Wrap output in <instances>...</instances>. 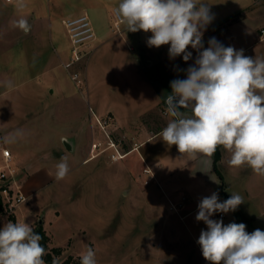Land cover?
Returning <instances> with one entry per match:
<instances>
[{
    "label": "rangeland",
    "instance_id": "1",
    "mask_svg": "<svg viewBox=\"0 0 264 264\" xmlns=\"http://www.w3.org/2000/svg\"><path fill=\"white\" fill-rule=\"evenodd\" d=\"M19 2L0 0V152L6 145L15 147L25 159L31 151L36 158H44L36 163L55 164L66 157L70 172L27 198L10 216L0 192V228L16 220L30 223L34 230L41 226L51 243L61 246L59 264L68 256L80 260L87 247L95 250L97 264H210L197 243L201 230L207 229L196 220L203 197L181 199L180 194L171 193L163 177L148 178L151 171L144 172L148 167L162 169L163 176L178 171L164 161L176 146L166 145L159 132L124 157L111 159V143L124 153L127 145L138 144L142 136L126 128L120 142L122 136L108 128L112 89L106 70L92 68L96 41H89L81 49L85 55L67 65L73 53L64 21L86 14L94 27L88 11L73 8L69 12L81 0H22L23 8L17 7ZM259 2L264 10V0ZM21 17L31 25L27 34L12 27L11 22ZM111 25L114 29L112 21ZM251 52L264 57V39ZM6 81H11V88ZM17 130L23 137L5 144L4 138ZM93 143L98 144L96 148ZM220 171L228 184L227 197L238 193L245 202L225 218L215 213L211 219L223 220L225 225L244 223L249 233L264 230V175L247 167L230 170L227 162ZM220 186L214 192L222 202L228 198Z\"/></svg>",
    "mask_w": 264,
    "mask_h": 264
},
{
    "label": "clouds",
    "instance_id": "2",
    "mask_svg": "<svg viewBox=\"0 0 264 264\" xmlns=\"http://www.w3.org/2000/svg\"><path fill=\"white\" fill-rule=\"evenodd\" d=\"M17 7H24L22 0ZM114 12L127 31L150 32L149 47L170 45L172 59L181 55L185 62L191 59L189 46L198 52L185 70L186 78L170 82L171 94L164 101L168 120L160 139L169 147L175 145L182 157L204 163L222 148L230 170L247 167L264 175V57L245 56L242 49L225 47L215 37L204 48L203 32L214 18L204 0H119ZM11 23L25 34L31 29L24 17ZM5 86L11 88V81ZM22 137L17 130L3 142L15 143ZM69 172L67 158L61 157L55 180L65 179ZM244 202L234 192L222 202L218 192L199 201L196 220L207 229L201 230L197 243L210 264H264V230L249 233L244 223L225 225L211 219L215 213L236 211ZM42 239L30 223L7 221L0 228V264H46ZM79 259L80 264H97L92 247ZM53 264L59 262L54 259Z\"/></svg>",
    "mask_w": 264,
    "mask_h": 264
},
{
    "label": "crops",
    "instance_id": "3",
    "mask_svg": "<svg viewBox=\"0 0 264 264\" xmlns=\"http://www.w3.org/2000/svg\"><path fill=\"white\" fill-rule=\"evenodd\" d=\"M204 2L214 15L203 32L204 48H207L208 41L215 37L225 47L242 49L245 56L255 58L257 54H253L251 49L256 42L264 39V35L260 34L261 26L264 25V10L260 9L259 0H204ZM118 4L119 0H81V4L73 5L69 12L72 13L75 8L79 11L86 10L91 15L94 24L93 41H96L92 68L96 65L95 68L106 70L112 89L107 107L108 118L111 119L108 128L111 133L122 136L120 142L126 128H131L134 133L142 136V141L138 144L134 142L125 147L123 152L126 154L166 126L168 119L163 113V108L165 98L171 94L170 82L186 78L185 70L194 64L198 52L189 46L187 51L192 53L191 59L185 62L182 55L172 59L168 52L170 45L159 48L147 45L150 32L145 33L142 30L129 32L122 23L119 26L120 31H116L112 28L111 21L113 23L112 13ZM4 147L11 149V163L17 169L16 181L20 191L27 198L55 179L57 163L40 160L36 163L37 159L44 158H36L33 152L31 154L30 146L25 159L21 158L19 149L7 145ZM175 150L170 158L164 161L169 167H176L178 171H167L169 174L163 176L162 169L152 171L148 167L151 171L149 177H163L162 182L168 185L171 193L180 194L181 199L186 195L190 198L204 197V193L214 192L215 186L219 184L221 194L228 198L226 195L228 184L223 180L220 171L222 164L227 162L228 155L222 148L217 150L215 163V154L208 159V163H204L200 158L190 160L187 156L182 157L177 148ZM175 175L178 176L176 180ZM180 181L182 184L176 185ZM44 231L49 238V247H61L53 245L49 234Z\"/></svg>",
    "mask_w": 264,
    "mask_h": 264
},
{
    "label": "built area",
    "instance_id": "4",
    "mask_svg": "<svg viewBox=\"0 0 264 264\" xmlns=\"http://www.w3.org/2000/svg\"><path fill=\"white\" fill-rule=\"evenodd\" d=\"M10 1V0H7ZM113 25L116 31H120L121 21L115 15V12L112 13ZM64 25L69 32V37L72 43V57L67 65H70L72 62L80 59L86 52L81 53V49L84 48L89 41L93 40L94 32L90 24L87 15L84 14L80 17L74 19H68L64 21ZM261 34L264 35V28L260 30ZM166 104L164 102L163 113L165 114ZM97 122L101 125L99 119H96ZM98 144L93 143L92 147L96 148ZM110 147H113L114 152L111 155V159H119L124 157L125 153H120L115 147L114 143H111ZM117 153V156L114 153ZM2 157L4 160V165L0 166V181L3 184L0 185V192L4 198L6 205V215L10 216L14 213L15 209L26 201L27 197L20 191L18 183L16 181L17 169L11 163V154L10 150L6 147H3L1 150ZM148 168H144V172H149ZM150 178V177H148ZM144 182H147L145 180ZM173 206V205H172ZM218 217L225 218L226 214L218 213Z\"/></svg>",
    "mask_w": 264,
    "mask_h": 264
},
{
    "label": "trees",
    "instance_id": "5",
    "mask_svg": "<svg viewBox=\"0 0 264 264\" xmlns=\"http://www.w3.org/2000/svg\"><path fill=\"white\" fill-rule=\"evenodd\" d=\"M216 156H218V151L215 153L214 163L216 162ZM216 168V167H215ZM3 211V206L0 200V213ZM36 232H38L42 237L41 243L46 247L48 255L44 257L46 264H53V260L62 254V250L60 247H49L48 246V236L46 235L45 231L38 226L35 228ZM60 264H80V260H74L73 257L68 256L65 260H63Z\"/></svg>",
    "mask_w": 264,
    "mask_h": 264
},
{
    "label": "water",
    "instance_id": "6",
    "mask_svg": "<svg viewBox=\"0 0 264 264\" xmlns=\"http://www.w3.org/2000/svg\"><path fill=\"white\" fill-rule=\"evenodd\" d=\"M38 223L41 224L42 223V220L40 219Z\"/></svg>",
    "mask_w": 264,
    "mask_h": 264
}]
</instances>
